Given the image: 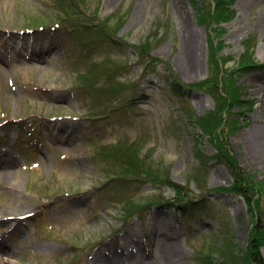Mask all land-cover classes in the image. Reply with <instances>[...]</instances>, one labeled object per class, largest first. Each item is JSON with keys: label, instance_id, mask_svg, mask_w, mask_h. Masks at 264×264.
<instances>
[{"label": "rangeland", "instance_id": "374dc122", "mask_svg": "<svg viewBox=\"0 0 264 264\" xmlns=\"http://www.w3.org/2000/svg\"><path fill=\"white\" fill-rule=\"evenodd\" d=\"M245 53L264 65V0H0L13 263L241 264L256 218L197 120H225L226 150L264 191V69H241ZM231 72L239 101L223 111Z\"/></svg>", "mask_w": 264, "mask_h": 264}, {"label": "trees", "instance_id": "16d2710c", "mask_svg": "<svg viewBox=\"0 0 264 264\" xmlns=\"http://www.w3.org/2000/svg\"><path fill=\"white\" fill-rule=\"evenodd\" d=\"M219 1L221 0H217V4H219ZM147 44L143 48H141V51L139 48L138 52L142 53L146 51L145 49H147V47L149 46ZM239 66L241 69L247 70V71L264 69V65L257 64L256 62L252 61L251 55H248L247 53H245L243 57L241 58V62ZM234 75L235 73L233 72L228 73V75L224 79V82L228 84L227 92L229 94L227 96L228 98L225 96H222L220 98V102L221 101L227 102V103L222 104L223 111L228 106H230V103L235 105L239 101V89H238L239 86H237L235 83L237 79ZM209 83L210 82H208V84ZM208 84L205 83L204 86ZM218 88H219V84H217V86L214 87V91L212 94L216 95L215 92L220 91V89ZM210 89H212V87ZM206 117L202 119H198L197 123L200 125V127H202L205 130L206 135H209L210 138H213L212 143L218 147V150L220 152L219 154L221 155V159L222 157H224V159L221 161L228 168L232 177L234 178V184L228 190L230 192L237 193L238 195L243 196L249 204L251 214L253 215L254 218H256L254 219L252 237L249 242V247L246 253V257L244 259H240L241 260L240 262L241 264H264V258L261 253V249L264 246V226L262 222V217H263L262 211L263 210L261 208L263 204L262 197H263L264 191L257 190L258 193L256 192V189L260 186L255 185V187L257 188L252 187L254 185L251 181L252 179L248 177V175H246V173L240 169L234 157H232L229 154V152L226 150L223 144L224 139L222 135H220L221 132L218 131L219 128L223 124L227 126L225 123V120L223 118H219L218 116H216V113H212L207 118ZM218 159H220V156H218ZM133 167L134 166L130 168H133ZM176 190L179 192L181 188L176 187ZM179 194H181V192H179ZM257 194L259 195V198L255 200V197L257 196ZM254 200H255V204H254ZM234 248L237 249V247H234ZM229 256H233V255L231 254Z\"/></svg>", "mask_w": 264, "mask_h": 264}, {"label": "bare ground", "instance_id": "6f19581e", "mask_svg": "<svg viewBox=\"0 0 264 264\" xmlns=\"http://www.w3.org/2000/svg\"><path fill=\"white\" fill-rule=\"evenodd\" d=\"M196 40H197V43L200 42V38H199V36H197ZM196 50L199 51V48L196 47ZM197 51H196V55H197ZM11 165H13V164H11ZM6 167H7V166H6ZM8 167H10V166H8ZM2 169H3V168H2ZM4 170H6V169H4ZM4 170H3V173H4L6 179H11V178H13V174L11 173V171L7 170V171L4 172ZM13 210H15V207H9V208H8L7 210H5V211H7V212H11V211H13ZM4 214H5V213H4ZM7 215H8V214H7ZM2 221H6V220L2 219ZM17 225H19V224H17ZM0 248H1L2 251H4L5 255L8 257V258H6L5 263H6V264H14L13 261H12V259L15 257V256H14V251H13L12 249H10V248H4L2 245L0 246Z\"/></svg>", "mask_w": 264, "mask_h": 264}]
</instances>
